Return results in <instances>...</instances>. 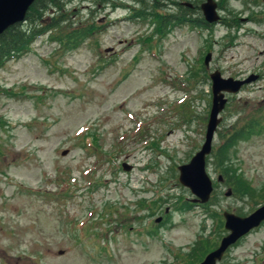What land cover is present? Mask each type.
<instances>
[{
  "label": "rangeland",
  "instance_id": "1",
  "mask_svg": "<svg viewBox=\"0 0 264 264\" xmlns=\"http://www.w3.org/2000/svg\"><path fill=\"white\" fill-rule=\"evenodd\" d=\"M194 1L205 0H62L76 9L72 28L103 29L75 49L46 32L0 67V264H176L202 238L200 262L227 234L224 211L245 217L264 204V0H216L221 23L180 18L158 32L154 13L177 16ZM186 19L202 20L200 9ZM216 70L262 76L226 96L202 205L178 166L203 144ZM250 120L251 133L228 143ZM227 144L241 185L217 181ZM218 264H264V222Z\"/></svg>",
  "mask_w": 264,
  "mask_h": 264
},
{
  "label": "water",
  "instance_id": "2",
  "mask_svg": "<svg viewBox=\"0 0 264 264\" xmlns=\"http://www.w3.org/2000/svg\"><path fill=\"white\" fill-rule=\"evenodd\" d=\"M34 1L0 0V34L10 26L23 22L29 7ZM216 6L214 0H206L201 5L206 21L214 22L218 20ZM210 58L211 54L206 55L205 65L208 64ZM256 77L251 75L246 79L240 80L232 77L223 78L218 71L210 74L212 105L206 124L204 143L187 164L178 166V181L196 197V199L192 200L193 202L206 203L213 190L212 180L206 171V161L212 150L214 133L222 121L219 114L224 110L228 101L225 95L238 93L244 85L252 82ZM123 169L129 170V167L123 164ZM223 217L225 219V229L229 231V234L223 237L218 248L206 255L199 264H216L222 259L223 254L230 245L234 244L250 230L259 226L264 221V204L246 217H240L229 212H224Z\"/></svg>",
  "mask_w": 264,
  "mask_h": 264
},
{
  "label": "trees",
  "instance_id": "3",
  "mask_svg": "<svg viewBox=\"0 0 264 264\" xmlns=\"http://www.w3.org/2000/svg\"><path fill=\"white\" fill-rule=\"evenodd\" d=\"M57 2H62V0H36L29 8L26 16L27 24L30 26L29 29L23 30L19 25H15L10 27L2 36H0V67L3 66L9 58L18 56L26 51V46L31 41L46 32H50L51 39L55 42H59V44L61 43L62 48L69 46L68 49H75L78 47L79 42H81L90 32L98 33L103 29V26L96 25L92 21H87L79 25L77 28H72L76 23V9H66L65 5H60ZM47 11L51 16H49L48 19H45L44 13ZM190 13L191 10L189 8L182 7L180 9V15H164L159 17V14L154 13L153 19L156 21H158V18L161 19L160 28L158 29V32L161 34L165 31L166 24H169L173 20H180V18H182V23L186 21H189L190 23L194 22L186 19V16ZM202 80L205 81V78ZM254 122L256 121L250 120L247 126L242 125L239 129H236L234 134L228 138V143H235L236 141L241 140L244 135L250 134L252 129L257 126L253 124ZM87 138L91 139L90 136H87ZM229 148L230 145L227 144L226 149L221 148L218 150V158H215L217 162L216 165L221 169V172L218 175H221L222 178H226L230 185H241L243 184L242 177L236 174L231 168L230 163H227L225 160ZM234 190L236 189H233V191ZM208 243H211V241ZM206 245L203 243L202 238H200L190 251L192 254H187L186 260L177 257L181 259V261L178 260L176 264H197L199 262L198 253Z\"/></svg>",
  "mask_w": 264,
  "mask_h": 264
},
{
  "label": "flooded vegetation",
  "instance_id": "4",
  "mask_svg": "<svg viewBox=\"0 0 264 264\" xmlns=\"http://www.w3.org/2000/svg\"><path fill=\"white\" fill-rule=\"evenodd\" d=\"M250 3L253 4V5H255V6H257V3H256V2H253L252 0L250 1ZM200 5H201V4H200ZM200 5L198 6L196 1H194V3H190V4H189V9L191 10V13H198V12H199V9H200ZM249 5H250V4H249ZM217 8H218V11L220 12V10H219V4L217 5ZM245 9H246V10H249L250 7L246 6ZM255 13H257L256 10H255L254 13H251V15H254ZM256 19H257V18H253V17H250V18H239V19H238V22H256V21H255ZM194 20H195V19H194ZM194 20H193V21H194ZM201 21H202L204 24L206 23V22L203 21V20H201ZM221 22H222V18H220V20L217 22V24H218V23H221ZM206 24H207L208 27L211 26V24H208V23H206ZM257 75H258V79H261L262 74L259 73V74H257Z\"/></svg>",
  "mask_w": 264,
  "mask_h": 264
}]
</instances>
